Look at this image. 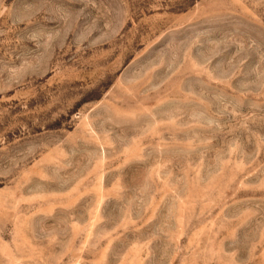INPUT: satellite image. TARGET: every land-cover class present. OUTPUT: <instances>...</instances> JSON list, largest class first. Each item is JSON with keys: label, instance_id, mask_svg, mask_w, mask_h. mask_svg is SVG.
Segmentation results:
<instances>
[{"label": "rangeland", "instance_id": "1", "mask_svg": "<svg viewBox=\"0 0 264 264\" xmlns=\"http://www.w3.org/2000/svg\"><path fill=\"white\" fill-rule=\"evenodd\" d=\"M0 264H264V0H0Z\"/></svg>", "mask_w": 264, "mask_h": 264}]
</instances>
